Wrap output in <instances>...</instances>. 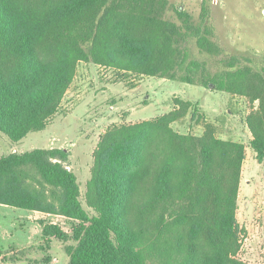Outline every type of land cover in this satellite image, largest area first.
Returning a JSON list of instances; mask_svg holds the SVG:
<instances>
[{
    "label": "trees",
    "instance_id": "obj_1",
    "mask_svg": "<svg viewBox=\"0 0 264 264\" xmlns=\"http://www.w3.org/2000/svg\"><path fill=\"white\" fill-rule=\"evenodd\" d=\"M171 10L169 0H0V132L18 143L46 130L85 62L246 98L251 148L262 163L264 66L233 56L212 73L186 45L193 38L202 54L222 56L214 30L180 7L174 8L180 24L172 21ZM176 116L113 126L101 137L86 192L94 215L81 202L66 149L0 157V205L75 221L71 236L39 221L41 250L53 239L74 241L64 248L68 264H155L148 234L168 218L185 234L179 264H248L234 258L244 146L217 139L210 126L202 138L177 135L170 128ZM35 250L0 245V262L34 264Z\"/></svg>",
    "mask_w": 264,
    "mask_h": 264
},
{
    "label": "rangeland",
    "instance_id": "obj_2",
    "mask_svg": "<svg viewBox=\"0 0 264 264\" xmlns=\"http://www.w3.org/2000/svg\"><path fill=\"white\" fill-rule=\"evenodd\" d=\"M169 2L172 10L168 17L172 21L180 24L174 13V8L180 7L196 24L204 16L214 30V40L224 51L222 56L202 54L193 38L186 45L191 58L206 62L212 73L223 70L221 59L233 56L251 59L255 69L264 66V0ZM251 106L246 98L228 92L166 78L123 76L111 67L80 62L61 110L47 129L30 133L18 143L0 132V157L35 149H66L70 154L68 169L77 176L81 202L94 215L86 200L87 186L92 178L94 153L110 128L172 113L177 116L170 128L177 135L202 138L210 126L217 139L242 144L245 149L237 208L239 247L234 258L248 264H264V161L259 162L251 148L253 137L246 122ZM184 205H174L168 215L174 217ZM39 221L56 224L70 236L76 224L64 216L0 205V245L35 247L30 257L34 264H68L64 248L74 245V241L62 243L53 239L49 250H41L44 242ZM172 224L168 218L160 232L158 228L149 231L148 254L155 264H179L184 258L178 253L180 244H186L183 227Z\"/></svg>",
    "mask_w": 264,
    "mask_h": 264
}]
</instances>
